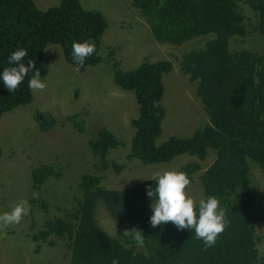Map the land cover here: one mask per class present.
<instances>
[{
	"label": "trees",
	"instance_id": "16d2710c",
	"mask_svg": "<svg viewBox=\"0 0 264 264\" xmlns=\"http://www.w3.org/2000/svg\"><path fill=\"white\" fill-rule=\"evenodd\" d=\"M240 0H131L159 43L180 45L199 39L202 46L192 48L179 57V68L196 82V95L208 116V122L198 126L189 137L170 135L156 143L161 131L164 107L163 75L172 70L167 59L143 60L135 68L123 70L112 47L101 55L102 37L108 26L103 13L85 8L80 0H60L45 9L34 0H0V74L9 64L11 53L27 49L23 63L36 64L19 89L12 93L0 77V116L14 108L29 104L33 92L28 82L38 69L46 74L42 63L47 44L60 45L64 59L77 71L100 63L108 64L114 83L131 91L138 112L130 123L134 128L126 160L138 159L144 164L168 162L181 154L195 159L181 164L191 183L197 175L202 188L199 202L215 196L225 210L226 227L214 245L206 247L194 229L180 230L175 224L151 227L150 218L155 197L147 195L156 181L144 179L133 186L108 188L101 177L83 173L79 177L80 195L75 205L63 216L45 218L41 227L31 234L37 249L41 242L54 243L52 237L63 240L69 249L68 264H264L257 244L258 230L264 231V208L254 192V170L264 178V48L250 50L231 48L232 37L245 38L249 33L264 35V0H244L254 13L250 22L239 9ZM94 42L96 51L78 66L72 56L74 42ZM37 126L47 131L56 124L48 113L35 110ZM80 132L84 120L79 113L67 115ZM122 141L108 128L98 129L88 140L98 171L109 168L121 171L124 163L109 159L111 150ZM209 150L215 151L212 162L203 169ZM2 149L0 145V157ZM55 165L40 162L32 168L34 196L32 204L47 212V201L39 193L50 177H59ZM264 191V188H263ZM99 206L117 224H126L115 235L108 234L99 224ZM144 235V243L134 240L136 231ZM264 237V235H262Z\"/></svg>",
	"mask_w": 264,
	"mask_h": 264
},
{
	"label": "rangeland",
	"instance_id": "374dc122",
	"mask_svg": "<svg viewBox=\"0 0 264 264\" xmlns=\"http://www.w3.org/2000/svg\"><path fill=\"white\" fill-rule=\"evenodd\" d=\"M37 7L45 9L60 0H34ZM88 9L103 13L108 26L102 37L101 55L116 48V58L123 70L135 68L143 60L167 59L172 62V70L163 75L164 92L161 104L164 117L156 143L165 141L170 135L189 137L193 131L208 122V116L200 98L196 95V82L190 81L179 68V57L185 51L203 45L199 39H191L180 45L159 43L151 33L148 24L135 8L131 0H80ZM238 7L252 22L253 11L244 0ZM231 48L262 50L264 35L249 33L245 38L232 37ZM42 55L46 74L41 77L46 82L43 91H33L29 104L21 105L0 116V214L11 211L14 204L27 200L30 211L19 224L7 227L0 225V264H68L69 249L63 240L52 237L54 243L41 242L37 249L31 234L36 232L45 218L63 216L75 205L80 195L79 177L83 173H93L101 177V184L108 188H122L176 170L181 164L194 160V156L181 154L171 161L144 164L136 158L126 160L134 128L130 121L137 116L138 104L131 91L119 88L112 78L105 59L96 65L87 66L82 71L68 63L60 45L49 43ZM50 114L56 124L49 130H41L34 118L35 110ZM79 113L84 120V131H78L67 115ZM101 127L112 131L122 145L111 150L109 159L124 163L121 171L112 168L98 171L95 159L89 149L88 140L95 137ZM215 151L209 150L201 161L203 169L214 159ZM40 162L53 164L61 171L59 177H50L41 186L39 193L47 201V212L32 204V168ZM187 187L186 192L194 201L202 198V188L197 177ZM254 192L257 202L264 208V178L254 170ZM97 218L100 226L110 235L126 228L117 224L99 206ZM261 240L257 244L260 255H264V231L258 230Z\"/></svg>",
	"mask_w": 264,
	"mask_h": 264
},
{
	"label": "clouds",
	"instance_id": "9594fccd",
	"mask_svg": "<svg viewBox=\"0 0 264 264\" xmlns=\"http://www.w3.org/2000/svg\"><path fill=\"white\" fill-rule=\"evenodd\" d=\"M47 51L48 49H44ZM96 51L94 42H74L72 44V56L78 66H83L85 59ZM27 56V49L15 50L9 57V64L16 65L3 70L0 77L5 87L12 93L16 92L28 76L30 70L36 69L34 61L29 60L27 65L22 61ZM28 87L33 91H43L46 82L41 79V72L37 69L28 82ZM152 179L156 181L155 189L149 187L147 195L153 198L154 209L150 218L151 227L172 222L178 229H194L198 239L204 242L206 247L215 244L217 237L223 233L226 227L225 210L220 207L217 197L210 196L207 200L199 202L197 214L196 202L186 192L191 180L183 171L168 170L162 174H156ZM30 211L27 200H20L14 204L11 211L0 214V225L7 227L19 224L22 218ZM134 240L140 246L144 243V235L138 230ZM112 264H118L113 260Z\"/></svg>",
	"mask_w": 264,
	"mask_h": 264
}]
</instances>
